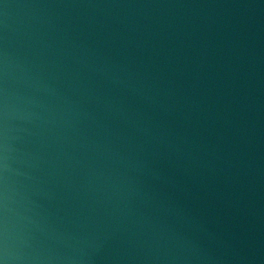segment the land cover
I'll return each instance as SVG.
<instances>
[{
    "label": "water",
    "instance_id": "1",
    "mask_svg": "<svg viewBox=\"0 0 264 264\" xmlns=\"http://www.w3.org/2000/svg\"><path fill=\"white\" fill-rule=\"evenodd\" d=\"M0 264H264V0H0Z\"/></svg>",
    "mask_w": 264,
    "mask_h": 264
}]
</instances>
